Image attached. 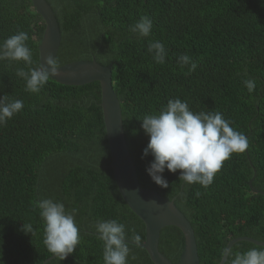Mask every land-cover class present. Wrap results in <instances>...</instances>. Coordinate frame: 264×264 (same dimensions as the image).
<instances>
[{
  "label": "trees",
  "instance_id": "obj_1",
  "mask_svg": "<svg viewBox=\"0 0 264 264\" xmlns=\"http://www.w3.org/2000/svg\"><path fill=\"white\" fill-rule=\"evenodd\" d=\"M46 1L61 33L58 66L91 59L110 66L139 183L173 200L186 216L199 264H217L234 237L264 241V194L252 190L264 191V0ZM145 15L153 21L151 35H132L129 26ZM44 28L31 0H0V42L26 32L31 67L39 63ZM149 40L164 44L165 63H156L147 52ZM182 54L197 63L194 71L177 64ZM28 67L23 61H0V96L24 104L0 126V264H42L52 256L34 206L49 197L63 202L68 211L77 210L80 239L63 261L53 255L46 264H103V244L93 227L97 219L124 223L140 235L139 242L144 241L145 228L114 180L99 82L72 86L50 78L33 94L16 75L18 68ZM245 72L255 80L252 93L242 83ZM170 98L186 100L193 112H221L248 140L243 152L223 162L207 189L185 186L180 170L167 169L162 175L169 186L161 188L146 172L153 157L143 156L149 137L140 119L159 113ZM23 224H31L32 233L24 232ZM132 235L129 241H134ZM183 242L179 228L165 226L158 249L176 264ZM129 245L128 264H154L144 248ZM253 247L261 246L240 240L230 250Z\"/></svg>",
  "mask_w": 264,
  "mask_h": 264
},
{
  "label": "clouds",
  "instance_id": "obj_2",
  "mask_svg": "<svg viewBox=\"0 0 264 264\" xmlns=\"http://www.w3.org/2000/svg\"><path fill=\"white\" fill-rule=\"evenodd\" d=\"M153 29L152 19L145 15L129 26L128 31L136 37H149ZM29 36L19 31L0 42V61H23L29 66L25 71L18 68L16 75L25 81V90L39 94L41 89L58 72V61L49 53L44 62L33 64L32 51L26 41ZM147 52L158 64L165 63L168 51L159 40H149ZM183 69L188 65V72L197 68L187 54L177 59ZM242 80L249 93L256 87L255 80L247 77ZM23 101L10 99L7 95L0 96V126L22 111ZM141 128L149 137L143 156L151 155L146 168L151 180L161 188H168V181L162 175L165 170L179 172V180L185 186L199 184L207 189L215 175L233 153L243 152L248 147L246 136L231 127L221 112H193L189 103L180 98L168 99L167 104L157 114H146L142 119ZM196 196L201 193L196 191ZM184 193H180L183 197ZM36 210L43 221V243L54 259L63 261L79 244V226L76 223V209L66 210L63 202L54 198H41L34 202ZM98 239L103 244V264H128L131 248L128 241L129 233L132 240L139 242L141 237L134 230L116 219H97L93 225ZM26 233H32V225L22 226ZM227 264H264V246L249 248L243 252L233 253L226 250Z\"/></svg>",
  "mask_w": 264,
  "mask_h": 264
},
{
  "label": "water",
  "instance_id": "obj_3",
  "mask_svg": "<svg viewBox=\"0 0 264 264\" xmlns=\"http://www.w3.org/2000/svg\"><path fill=\"white\" fill-rule=\"evenodd\" d=\"M32 7L41 16L45 28L38 43L39 63L49 53L56 57L61 33L58 21L51 6L46 0H31ZM112 71L110 66L103 65L95 59L76 60L58 66L57 74L52 79L64 85H83L98 81L100 85L102 115L110 153V167L114 180L128 207L142 220L145 228L143 242L127 241L144 248L154 264H173L158 249L162 228L175 226L183 234V248L176 264H199V256L194 230L186 216L176 207L173 200L167 199L155 190L142 187L138 180L137 171L127 146L120 102L112 87ZM255 175V174H254ZM253 177L249 180L252 182ZM254 192L264 194V191L253 189ZM240 240L250 241L255 245L264 246V241L251 237L240 236L232 238L224 248V252L217 264H224L227 256L224 255L233 243ZM69 255V254H68ZM53 257L50 256L43 261Z\"/></svg>",
  "mask_w": 264,
  "mask_h": 264
}]
</instances>
